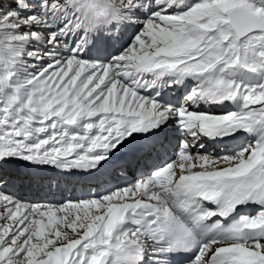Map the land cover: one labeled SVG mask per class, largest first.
Here are the masks:
<instances>
[{"label":"snow or ice","instance_id":"obj_1","mask_svg":"<svg viewBox=\"0 0 264 264\" xmlns=\"http://www.w3.org/2000/svg\"><path fill=\"white\" fill-rule=\"evenodd\" d=\"M0 264H264V0H0Z\"/></svg>","mask_w":264,"mask_h":264}]
</instances>
